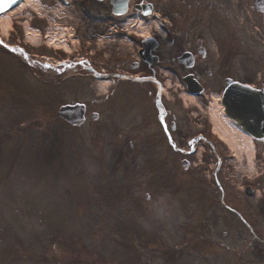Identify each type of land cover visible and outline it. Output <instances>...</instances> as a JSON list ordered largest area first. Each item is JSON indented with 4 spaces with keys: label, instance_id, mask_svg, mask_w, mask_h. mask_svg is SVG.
<instances>
[{
    "label": "rangeland",
    "instance_id": "1",
    "mask_svg": "<svg viewBox=\"0 0 264 264\" xmlns=\"http://www.w3.org/2000/svg\"><path fill=\"white\" fill-rule=\"evenodd\" d=\"M40 1V17L32 6L18 7L13 14L6 15L8 20L0 26V36L9 42L18 43L20 39L30 52L54 61L73 56L48 46L45 38H33L24 31L38 28L42 35L51 32L52 37H57L55 44L67 47L62 41L70 36L63 27L71 31L74 26L76 41L67 51L78 54L79 59L93 53L103 59L111 45L106 36H96L104 34L103 21L108 18L104 5L93 0H70L68 4L61 0ZM137 15L131 10L123 19H137ZM247 15L239 18L243 21L239 32L245 38V47H250V55L254 54L260 62L257 60L256 75L246 71L240 76L253 80L262 77L264 29L258 14ZM141 32L148 35L151 28ZM119 46L128 54L133 47L127 42L114 44ZM11 57L0 53V264H245L252 259L264 264V245L259 243L261 249L242 253L248 242L258 243L241 220L232 218L219 205L220 191L214 186L202 189V185L195 183L213 179L209 165L188 171L178 162L179 156L171 164L170 172L154 165L162 166L167 157L137 151L142 144L151 142L133 140L137 148L128 150L129 140L114 134L115 129L129 134L138 131L140 102L129 103L127 113L114 112L109 117L103 100L108 90L105 81L87 75L78 66L73 71L80 74L76 79L84 82L78 85L79 80H71L60 84L61 76L53 69ZM53 81L59 85L51 93L41 97V92H35L36 88L40 90L41 83L47 88L45 82ZM35 83L40 87H35ZM130 90L138 93L140 86L132 84ZM207 94L208 110L202 98L174 96L178 114L199 118L192 123L194 133L200 131L202 119L208 127L213 125L218 134L219 130L229 133L219 123L223 118L219 94ZM170 98L173 101L172 95ZM72 101L86 103L89 113L99 102V121L91 122L89 114L86 122L76 128L66 125L57 109ZM108 122H112L111 129ZM219 141L224 146L231 143L223 155L220 179L233 180L240 186L260 181L255 184L254 196L240 190L235 204L247 219L253 216L254 220L249 222L262 236L264 143L234 145L231 140ZM199 160L200 156L196 162ZM208 162L211 164V159ZM177 189L175 194L173 190ZM141 190L153 196L151 201L139 199ZM202 195L203 200L199 197ZM210 195L218 203L207 213L203 201ZM229 220H233V226ZM224 231H228L227 237L222 236ZM199 236L225 241L236 251L201 250L190 244L191 239L195 243ZM160 244L177 251H162Z\"/></svg>",
    "mask_w": 264,
    "mask_h": 264
},
{
    "label": "flooded vegetation",
    "instance_id": "2",
    "mask_svg": "<svg viewBox=\"0 0 264 264\" xmlns=\"http://www.w3.org/2000/svg\"><path fill=\"white\" fill-rule=\"evenodd\" d=\"M103 2L109 16L105 21V33L111 45L104 61L95 58L92 66L98 75L109 79L105 97L107 106L112 108L113 100L119 96L134 98L128 86L134 81L120 75L147 78L139 83L141 88L136 94L142 103L138 131L133 134L116 131V134L129 140H149L150 146L144 148L146 152L151 150L149 153L161 156H185L191 167L199 150L203 156L214 155L216 150L220 152L223 146L211 134L203 119L201 130L194 133L192 123L199 118L178 114L174 96L181 90L188 91V88H201L202 95L222 92L230 82L241 80L243 72L250 71L256 75L258 59H254V54L250 55V47H245V38L239 32L243 22L239 18L248 17L247 12L258 14L261 17L259 23L264 25V13L255 9L256 0H134L148 4L142 7L140 13L145 18L143 26L154 27L156 32L144 36L135 31L140 37L130 36L136 49L133 48L129 54L120 46L114 47L112 42L126 40L125 24L112 13L110 1ZM144 11L151 14L146 16ZM160 29L164 35H161ZM241 56L245 59L241 60ZM260 60L264 64V54H261ZM168 76L172 79L167 80ZM253 80L242 79L243 82ZM159 89L163 94L160 108L156 100ZM166 89H171L168 96L165 95ZM171 95L173 102L170 101ZM208 97V94L206 98L202 97L205 106ZM129 144L133 146L131 141ZM215 183L221 186L218 179ZM225 186L227 189L222 190L221 204L239 215L234 207L237 191L233 185ZM256 238L264 244V239ZM211 243L230 250L217 240ZM249 248L253 247L249 244Z\"/></svg>",
    "mask_w": 264,
    "mask_h": 264
},
{
    "label": "water",
    "instance_id": "3",
    "mask_svg": "<svg viewBox=\"0 0 264 264\" xmlns=\"http://www.w3.org/2000/svg\"><path fill=\"white\" fill-rule=\"evenodd\" d=\"M11 0H0V12H2ZM117 6L120 7L119 13L124 12L127 7L128 0H114ZM261 8H264V0H259ZM264 97V96H261ZM254 101V103H253ZM256 101V103H255ZM258 92H250L246 87L232 88L226 91L224 97V104L226 106V113L233 118L245 131L254 134L255 130L264 134V104H262ZM59 114L63 115L73 123H80L84 120V106L83 105H67L61 107Z\"/></svg>",
    "mask_w": 264,
    "mask_h": 264
},
{
    "label": "bare ground",
    "instance_id": "4",
    "mask_svg": "<svg viewBox=\"0 0 264 264\" xmlns=\"http://www.w3.org/2000/svg\"><path fill=\"white\" fill-rule=\"evenodd\" d=\"M30 5L32 7H34L35 9L40 7V3L38 0H25L22 5ZM14 11V10H13ZM13 11H10L9 14H11ZM8 14V15H9ZM7 15V16H8ZM6 15H1L0 16V26H5L6 22L8 20V17ZM30 35L34 38V36L36 35V33H32L31 31H29ZM29 35V37H31ZM191 98V97H190ZM223 115V114H222ZM222 120L219 121L221 127L223 126V124L225 125V127L228 129L229 134L227 135V137L233 142V144L238 145L239 143H245V142H251V138L249 136H247L246 134H244L241 129L239 127H237L230 119H228L227 117H225L224 115L222 116Z\"/></svg>",
    "mask_w": 264,
    "mask_h": 264
}]
</instances>
